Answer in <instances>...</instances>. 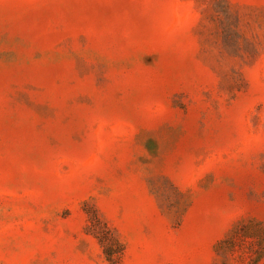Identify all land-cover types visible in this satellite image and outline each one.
I'll return each mask as SVG.
<instances>
[{
  "label": "rangeland",
  "instance_id": "1",
  "mask_svg": "<svg viewBox=\"0 0 264 264\" xmlns=\"http://www.w3.org/2000/svg\"><path fill=\"white\" fill-rule=\"evenodd\" d=\"M0 264H264V0H0Z\"/></svg>",
  "mask_w": 264,
  "mask_h": 264
},
{
  "label": "trees",
  "instance_id": "2",
  "mask_svg": "<svg viewBox=\"0 0 264 264\" xmlns=\"http://www.w3.org/2000/svg\"><path fill=\"white\" fill-rule=\"evenodd\" d=\"M100 244L102 245V247H104V253L109 256V258H111L113 256V254L115 253V247L117 246L119 247V253H121L122 248L120 247V245H118V243H113V242H109V241H105V239H100L99 240ZM116 242V241H115ZM113 260V259H110Z\"/></svg>",
  "mask_w": 264,
  "mask_h": 264
}]
</instances>
